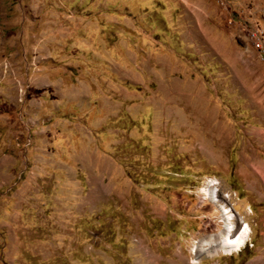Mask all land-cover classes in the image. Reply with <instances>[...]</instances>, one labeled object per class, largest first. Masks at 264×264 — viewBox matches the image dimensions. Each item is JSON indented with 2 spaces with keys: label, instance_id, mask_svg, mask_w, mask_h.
Listing matches in <instances>:
<instances>
[{
  "label": "rangeland",
  "instance_id": "obj_1",
  "mask_svg": "<svg viewBox=\"0 0 264 264\" xmlns=\"http://www.w3.org/2000/svg\"><path fill=\"white\" fill-rule=\"evenodd\" d=\"M227 211L264 264V0H0V264H235Z\"/></svg>",
  "mask_w": 264,
  "mask_h": 264
},
{
  "label": "bare ground",
  "instance_id": "obj_2",
  "mask_svg": "<svg viewBox=\"0 0 264 264\" xmlns=\"http://www.w3.org/2000/svg\"><path fill=\"white\" fill-rule=\"evenodd\" d=\"M208 194H209L208 196H210V192ZM224 214L226 216L224 218L225 221L223 222H225L226 226L223 227V230L219 234L212 235L209 238V241L208 240L207 242L203 241L201 246H203L204 244H208V243L212 245L214 244V246L220 247L221 249H223V251L230 252L232 250L238 249L244 244V241H246L245 240L246 236L248 235L250 231L249 225H247L244 222L245 228H243L242 231H240L239 233L234 234L233 226L231 222H229V220H231V217H233V215L230 214L229 211L225 212ZM201 246H197L196 248L201 247Z\"/></svg>",
  "mask_w": 264,
  "mask_h": 264
},
{
  "label": "crops",
  "instance_id": "obj_3",
  "mask_svg": "<svg viewBox=\"0 0 264 264\" xmlns=\"http://www.w3.org/2000/svg\"><path fill=\"white\" fill-rule=\"evenodd\" d=\"M242 247H239V249L236 250V251H239L240 253L238 252V254H236V255H234V257H232L233 259L237 260V262H235V264H251L252 258L248 259V257H247L248 256L247 253H249L250 251H246V250H248L247 247L244 246V249H241ZM230 264H233L232 261Z\"/></svg>",
  "mask_w": 264,
  "mask_h": 264
}]
</instances>
